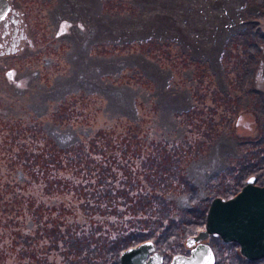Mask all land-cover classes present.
Wrapping results in <instances>:
<instances>
[{
  "label": "rangeland",
  "instance_id": "rangeland-1",
  "mask_svg": "<svg viewBox=\"0 0 264 264\" xmlns=\"http://www.w3.org/2000/svg\"><path fill=\"white\" fill-rule=\"evenodd\" d=\"M54 1L38 0L34 87L0 99V264H118L146 240L168 264L205 228L211 198L232 197L249 177L264 183V0H63L72 29L60 40ZM234 28L260 32L222 38ZM63 77L69 92L45 101ZM229 96L258 121L222 165L218 146L206 152L232 128ZM97 183L109 204L96 200ZM213 244L216 264H264Z\"/></svg>",
  "mask_w": 264,
  "mask_h": 264
},
{
  "label": "flooded vegetation",
  "instance_id": "flooded-vegetation-1",
  "mask_svg": "<svg viewBox=\"0 0 264 264\" xmlns=\"http://www.w3.org/2000/svg\"><path fill=\"white\" fill-rule=\"evenodd\" d=\"M59 1V3L54 1L50 7V12L55 14V18L57 19L55 26L56 29L54 30V38L57 40L66 39V36L71 32L70 29H72L70 27L71 21L68 18L69 9L63 5V0ZM38 6V0H0V99L8 97L7 95H10L8 98L14 97L12 96L13 93H16L17 91L20 92L23 89L29 90L32 85V83H28L27 78L30 77V79H32L34 77V73L29 65L34 63L33 61H35L39 49V47L35 45L37 43L36 19L39 12ZM43 13L46 16V19H52L46 15L45 11H43ZM252 13L259 14L260 11L259 9L254 8ZM244 22L243 24L245 25ZM259 29L250 30L253 31L251 32L253 37L258 36L255 34L260 32L258 31ZM250 31H241V34L247 32L248 35H251ZM68 49L66 51H68ZM261 65L262 61H258L255 65V76H258V79L260 80L257 85H262L261 81L264 82V74H262L263 67ZM24 70L26 72L22 75V71ZM32 86L34 87V85ZM7 90L10 91V94L9 92L7 93ZM246 113L248 116L247 119L245 117ZM242 117L244 118V128H248V130L234 132L239 136L247 135L252 123L255 122L253 117L243 110L235 120V128L238 127L239 120H241ZM255 134L257 135V131ZM247 137L250 136H245L244 138ZM202 230L204 229L196 230L193 234L184 238L183 249L177 254L189 255L190 249L199 244H204L211 250L213 256L212 264H216L218 258L213 243L222 241L237 244V256L243 261L246 259V262L255 263L261 259L258 258L250 261L240 253L237 242L223 241L219 235L212 233H208L204 238L193 240L190 246L185 244L187 238L195 237L196 234Z\"/></svg>",
  "mask_w": 264,
  "mask_h": 264
},
{
  "label": "water",
  "instance_id": "water-1",
  "mask_svg": "<svg viewBox=\"0 0 264 264\" xmlns=\"http://www.w3.org/2000/svg\"><path fill=\"white\" fill-rule=\"evenodd\" d=\"M254 177L247 178L239 191L223 200L213 197L206 210L205 228L185 244L204 238L208 233L219 235L223 241H235L240 253L249 260L264 257V183L253 184ZM162 257L154 244L143 241L122 250L118 264H161ZM213 256L208 246L199 244L190 249L189 255L174 254L169 264H212Z\"/></svg>",
  "mask_w": 264,
  "mask_h": 264
},
{
  "label": "trees",
  "instance_id": "trees-1",
  "mask_svg": "<svg viewBox=\"0 0 264 264\" xmlns=\"http://www.w3.org/2000/svg\"><path fill=\"white\" fill-rule=\"evenodd\" d=\"M252 4V3H251ZM251 4H249L250 6H251ZM245 6H246V4H245ZM249 6V7H250ZM247 7V6H246ZM251 8V7H250ZM243 22H244V19L243 20H241V21H239V22H235V24H238V26L237 27H241L242 25L244 26V24H243ZM245 23V22H244ZM241 31H243V30H238V29H236V28H234L232 31H231V33H230V31H229V33L227 32V30H226V32H224V36L222 37V38H228V36H229V34H232L233 32L235 33H237V35L236 36H238L239 35V33H241ZM228 35V36H227ZM72 48H73V45H72ZM72 51H73V49H72ZM76 52H77V50H76ZM215 63H216V61H215V59H214V62L212 61V64H211V66L214 68V66H215V68H217V66L218 65H215ZM66 76V75H65ZM61 84H63V85H61L60 83H58L57 82V84L55 83L53 86L51 85V86H48V85H46V87H47V89H46V94H47V97H46V99H45V101H47L48 99H52V95L51 94H54V96H57V98L59 97V96H61L62 95V93H66V92H69V91H67V89H66V87L67 86H69L68 84H69V79L68 78H65V77H63V79H61ZM54 83V82H53ZM249 84H251V82L249 83ZM213 85H214V87H216V85H215V83H213ZM111 87H113V86H110V85H106V86H103V88L104 89H111ZM220 90V89H219ZM222 91V90H221ZM225 93V92H224ZM184 95L185 96H187V92L186 91H184ZM189 97V96H188ZM245 98V95H243L242 96V99H244ZM227 101H229V102H231L230 103V105L232 106L231 108L232 109H234V120H233V123H232V128H230V125H229V123L225 126V128L228 130V132H222V133H219V134H217V137L220 135V136H223V135H226V137H222L220 140H218L217 141V137L216 138H214L213 139V141H210L209 143H208V152H206V154H207V156H209L211 153H212V151L214 150V148H215V146H218V151L216 152L217 153V157H219V160H220V163L222 164H226V162H225V157H226V155L227 154H230V153H232L233 152V148H235V146H233V140L235 139L236 141L237 140H239V137H245V136H247V135H245V136H239L238 134L237 135H234V134H231V133H234L235 132V127L233 128V126H234V122H235V120H236V118L239 116V114L243 111L240 107H243V102H242V100H240V103H239V106L240 107H238L237 109H236V107H235V102H234V100L231 98V96H229L228 97V99H227ZM188 106V105H187ZM184 108H186L185 106H182L181 107V109L183 110ZM177 109H179V110H181L180 109V105H178L177 106ZM244 111H246V112H248V114L250 115V116H252L253 117V119H254V121L255 122H257L258 121V119L255 117V116H257L256 115V113L254 112H252L251 110H249V111H247V110H244ZM48 127H50V128H52V126L51 125H49ZM209 130V129H208ZM207 130V131H208ZM234 131V132H233ZM231 132V133H230ZM236 136V137H235ZM238 136V137H237ZM234 138V139H233ZM216 140V141H215ZM215 141V142H214ZM221 142V143H220ZM121 145H123V146H125L124 147V149L126 148V146H127V144H121ZM129 150H132V148H129ZM166 152V151H165ZM214 153V152H213ZM213 153L211 154V155H213ZM167 154H168V152H167ZM207 158L205 155H197V156H195L194 158H192V159H189L187 162H189V161H198L200 158ZM127 163H130V161H129V159H127L126 161H125V164H127ZM222 164V165H223ZM222 165H221V167H222ZM185 166H188V165H185ZM122 167V166H121ZM157 167V166H156ZM221 167H218V168H216V169H214V170H211V171H209V172H207L206 173V176H205V181L206 182H208L207 180H208V178L210 179V177H212L216 172H217V170H219ZM163 169L165 170L166 168H164L163 167ZM184 170H185V168H184ZM152 173V177L151 178H153L154 176H158L157 174L155 175V173L156 172H151ZM165 173H169V172H167V171H165ZM211 173V174H210ZM182 174H183V176L186 178V180H188V181H190V182H194L193 181V177L191 176V175H189V173L186 171H183L182 172ZM125 179H126V181L128 182L129 180H127V178L125 177ZM257 178L255 177L254 178V180H256ZM258 181H259V183H260V179H257ZM263 181V180H262ZM144 182H146V180H144ZM147 183V182H146ZM254 183V182H253ZM263 183V182H262ZM97 185H98V188H99V190L96 192V193H98L97 195H94L95 196V198H96V200H99L100 199V204H102V200L101 199H103L104 198V200H105V204H109V202H110V200H111V198L113 197V194L111 193V191H109V190H106L105 188L104 189H102L101 188V186L97 183ZM162 185H164L163 183H162ZM202 186V185H201ZM103 187H105L104 186V184H103ZM164 187V186H163ZM162 187V188H163ZM161 188V187H160ZM108 192H109V194H108ZM108 197V198H107ZM220 197V196H219ZM222 197V196H221ZM180 198V197H179ZM178 199V198H177ZM212 199V198H211ZM210 199V200H211ZM177 202L178 203H184V201H179V200H177ZM210 202V201H209ZM95 204V203H94ZM97 206H99V205H97ZM207 206V205H206ZM59 229V228H58ZM52 231H53V228H51V230L49 231V235H48V239L51 237V234H52ZM183 239V238H182ZM49 241V240H48ZM50 242V241H49ZM152 242V241H151ZM153 244H154V247H155V251H158V253L159 254H161L162 253V251L161 250H159V248L157 249L156 247H158V246H156V244L154 243V242H152ZM183 244V243H182ZM134 245H136V244H131V246H134ZM131 246H129V247H131ZM128 248V247H127ZM124 249H126V248H124ZM123 249V250H124ZM122 251V250H121ZM120 251V252H121ZM120 254V253H119ZM119 256V255H118Z\"/></svg>",
  "mask_w": 264,
  "mask_h": 264
}]
</instances>
